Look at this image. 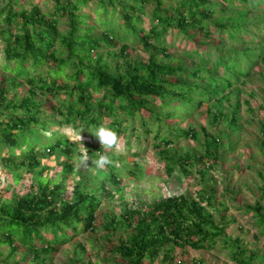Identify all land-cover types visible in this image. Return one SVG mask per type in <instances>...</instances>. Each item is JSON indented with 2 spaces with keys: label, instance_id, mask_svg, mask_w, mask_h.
<instances>
[{
  "label": "trees",
  "instance_id": "obj_1",
  "mask_svg": "<svg viewBox=\"0 0 264 264\" xmlns=\"http://www.w3.org/2000/svg\"><path fill=\"white\" fill-rule=\"evenodd\" d=\"M17 2L7 0L0 8V43L4 44L0 53L3 76L0 81V159L8 172L27 168L37 173L40 191L36 195L18 197L11 203H3L0 197V248L8 246L16 252L20 247L26 248L33 253L34 262L45 264L44 254H55L60 245L96 230L100 206L94 193L78 187L74 201L70 202L64 180L51 186L48 180L39 179L37 168L43 156L73 152L74 144L61 129H85L84 134L91 139L84 140L90 154L104 151L92 143L97 140L93 135L95 129L104 124L117 131L127 150L123 149L125 154L120 153L121 147L117 152L110 151L111 158L117 154L132 159L138 157L137 151L128 152L131 137L136 138L138 144L142 135L146 138L151 135L155 139L158 160L168 174L179 168L183 176L188 177L189 165L193 162L204 164L208 170L215 169L223 137L218 134L212 141L207 140L201 154H172L169 148L174 138L196 141L199 135L191 127L180 129L168 121L177 111L194 112L211 101L221 104L226 99L225 90L232 89L248 75L262 53L246 49L250 45H261L259 42H264V37L250 34L245 19L248 12L264 11V0H223L227 6L234 9L239 6L247 13L234 18L225 16L216 23L210 18L219 10L204 8L210 0H182L169 8L163 7L165 0H55L48 14L42 13L39 7L16 11L13 4ZM92 4L97 6L93 13L96 23L89 21L90 14L82 12L92 8ZM148 5L154 8L151 27L146 32L142 17ZM220 9L225 11L223 3ZM63 23L66 29L62 31ZM211 23L216 24L215 31H211ZM99 28H102L101 33H97ZM172 29L191 38L192 49L188 53L191 63L187 65L156 59L159 54L170 58L165 35ZM216 30L220 37L227 34L235 41H242L245 50H234L231 46L225 50L215 45L207 49L208 45L195 39V36L213 38ZM259 31L264 28L259 27L257 33ZM191 32H195V36ZM130 36L147 50H154L148 63H132L127 44L120 53H114L115 61L125 58L123 65L114 67L104 60L100 52L104 46L112 47L115 41H126ZM70 65L75 67L73 73L67 72ZM44 66L48 71L43 70ZM24 83L29 87L27 96L18 93ZM52 100L55 102L51 103ZM157 101L171 111H158ZM49 109L52 115L58 116V121L48 119ZM217 109L209 108L214 120H226V115ZM232 116V125H238L235 111ZM162 130H166L167 135H163ZM261 134L264 144V125ZM68 166L63 169L66 179L73 168ZM118 182L114 174L106 173L100 188L105 191L108 184ZM199 196V199L172 196L152 205L143 204L141 208L126 211L120 220L114 218L107 223V229L113 231L122 221L132 232L125 240L119 243L111 240L105 247V252L119 258L110 264H144L145 260L153 262L160 257L162 264H170L176 248L210 251L220 243L230 249L233 264H264V258L257 253L226 239L225 231L230 223H223L225 214L221 210L217 212L222 221L216 223L211 212L217 209L211 189L203 187ZM248 208L257 211L262 207ZM258 226L260 234L264 235V217L260 216Z\"/></svg>",
  "mask_w": 264,
  "mask_h": 264
},
{
  "label": "rangeland",
  "instance_id": "obj_2",
  "mask_svg": "<svg viewBox=\"0 0 264 264\" xmlns=\"http://www.w3.org/2000/svg\"><path fill=\"white\" fill-rule=\"evenodd\" d=\"M22 1L18 0L17 3L13 4L14 10L20 11L22 8L30 10L33 7H39L42 13L48 14L55 5V0ZM181 1L165 0L163 7L176 6ZM220 2L221 4H219ZM6 3L7 0H1L0 8L4 7ZM222 3L226 7L225 11L220 9ZM91 7L82 10V12L90 14L92 17L89 21L96 23L93 13L97 6L92 4ZM208 7L219 10L214 17L210 18V21L215 23L225 16L234 18L241 13H247L239 6L237 9L227 6L223 0H210V4L204 8ZM153 8L154 5H148L146 15L142 17L146 32L151 27ZM248 9L252 10L250 6ZM241 21L243 20L241 19ZM245 22L249 25L247 30L250 34L256 35L258 38L264 37V31L257 33L259 27L264 28L263 10L248 12ZM63 24L60 27L62 31L66 29L65 24ZM210 25L211 31H215L213 27H216V24L211 23ZM101 31L102 28H99L97 33H101ZM216 31L213 33V38L207 39H203L202 36L196 37L195 32L190 34L208 45L207 49H211L215 45L224 47L225 50H229V46L234 47V50H245L242 41H235L225 33L224 37H220L218 30ZM190 39L187 35L176 30H169L165 35V40L170 58H166L164 54H159L156 59L160 62L165 60L166 63L175 65L191 63V58L188 55L192 49ZM259 43L262 44L250 45L246 49L261 51L262 54L259 55V59L255 60L245 78L240 79L239 83L232 89L225 90L226 99L221 104L211 101L194 112L177 111L174 118L168 121L180 129L191 127L199 135V139L196 141L174 138L175 140L169 148L172 154L190 153L198 155L203 153L207 140L212 141L217 138L218 134L223 137L222 145L217 150L220 160L215 169L208 170L207 167L204 168V164L193 162L188 164L191 173L188 177L183 176L179 168L172 174H168L165 166L158 160V150L154 147L155 139L151 135L147 138L142 135L138 144L136 138L131 137V147H129L128 152L130 154L135 151L140 153L134 159L117 154L116 156L112 155L113 164L104 169L94 168L91 160L88 162L89 168H81L79 166V142L75 139V133H69L67 131L69 127L61 129V132L74 144L72 146L74 147L73 152L70 155L56 153L43 156L41 165L37 168L40 174L39 179L48 180L51 186L64 180L66 197L70 202L74 201L75 189L78 187L83 191L94 193L100 206L96 214V230L93 233H82L68 243L60 245L55 254H44L43 258L47 261L45 264H110L116 260L119 261L117 255L105 252L104 249L109 246L111 240L114 243H119L132 232L126 229L122 221L113 231L107 229V223H110L114 218L120 220L124 213L130 209L141 208L143 204L152 205L167 197L186 195L199 199V193L203 187L210 188L214 196L215 208L217 209H211V212L214 214L216 223L219 224L222 221L218 213L220 210L225 214V222L223 223H230L225 231L226 239L234 244H240L248 251L255 252L264 258V235L260 234L261 229L258 226L260 216L264 217V144L261 134V127L264 125V42L260 41ZM125 44L129 46L127 52L132 63H148L154 53V50H147L130 36L126 41H115L112 47L104 46L100 51L104 55V60L114 67L123 65L125 58H119L115 61L114 53H120ZM155 44L161 47L160 44ZM3 49L4 44L0 43V53L3 52ZM48 69L45 66L43 68L45 72ZM74 70L75 67L70 65L67 72L73 73ZM2 77L0 74V81ZM28 90L29 87L24 83L18 93L21 96H27L29 95ZM12 96L13 93L9 97L12 98ZM62 96L65 95L62 94ZM41 100L47 103L45 99ZM53 102L55 101L52 100L51 103ZM155 106L161 112H167L171 109L170 107L165 109L159 101L155 103ZM211 107L213 109L218 108L217 110L222 111L227 119L215 121L212 116L213 111H209ZM234 111L239 119L236 126L231 123ZM47 113L51 114L48 118L50 121H58V116L52 115L50 109ZM236 127L240 130H235ZM84 131L83 128L75 130V132H82V142L86 147L84 140L91 139L84 134ZM162 134L167 135L166 130H162ZM96 141H92V143L100 147L101 145ZM123 141L124 139L120 141L122 148L120 153L125 154ZM110 151L117 152L116 150ZM96 152L89 153V156L96 159ZM67 165L73 167L68 179L63 177V169ZM106 173L114 174L119 184L110 183L107 190L104 191L100 185ZM37 183H39L37 173L34 174L27 168L13 169L8 172L0 159V197L3 203H11L18 197L38 194L40 190ZM260 206L262 208L257 211L248 208L258 209ZM0 252V264H42L41 262H34L33 253L23 247H20L19 251L16 252L8 246H2ZM173 255V262L170 264H233L230 258V249L223 247L222 243L210 251L179 247L175 249ZM144 264H162V257L156 258L153 262L145 260Z\"/></svg>",
  "mask_w": 264,
  "mask_h": 264
},
{
  "label": "clouds",
  "instance_id": "obj_3",
  "mask_svg": "<svg viewBox=\"0 0 264 264\" xmlns=\"http://www.w3.org/2000/svg\"><path fill=\"white\" fill-rule=\"evenodd\" d=\"M69 133H75V139L79 142V160L81 168H89L88 162L91 160L92 165L96 169H104L106 166L113 164V160L109 155L110 150H119L120 147V136L116 130L111 127H108L104 124L100 125L95 129L94 136L102 146L103 152L97 151L96 159H92L89 156V150L85 147L83 141V137L81 135L82 132H75L74 129H67Z\"/></svg>",
  "mask_w": 264,
  "mask_h": 264
}]
</instances>
